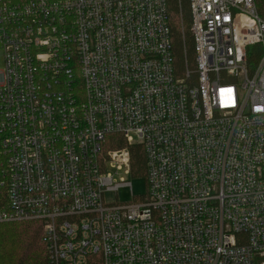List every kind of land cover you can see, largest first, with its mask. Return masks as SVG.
Masks as SVG:
<instances>
[{"label": "built area", "instance_id": "obj_1", "mask_svg": "<svg viewBox=\"0 0 264 264\" xmlns=\"http://www.w3.org/2000/svg\"><path fill=\"white\" fill-rule=\"evenodd\" d=\"M189 5L179 69L167 0H0V224L41 222L47 264H264V20ZM112 135L140 202L105 200L135 197Z\"/></svg>", "mask_w": 264, "mask_h": 264}, {"label": "trees", "instance_id": "obj_2", "mask_svg": "<svg viewBox=\"0 0 264 264\" xmlns=\"http://www.w3.org/2000/svg\"><path fill=\"white\" fill-rule=\"evenodd\" d=\"M255 2L259 15L264 20V0H255ZM167 3L168 18L174 38L176 64L181 69L186 59H189L191 64L194 61L189 0H167ZM255 48L259 47L254 46L250 49ZM253 61L250 62L253 63ZM107 142L110 150L128 148L131 156L130 175L146 177V156L141 145H128L120 135L109 136ZM48 259L49 251L44 240L41 222L0 224V264H47Z\"/></svg>", "mask_w": 264, "mask_h": 264}, {"label": "rangeland", "instance_id": "obj_3", "mask_svg": "<svg viewBox=\"0 0 264 264\" xmlns=\"http://www.w3.org/2000/svg\"><path fill=\"white\" fill-rule=\"evenodd\" d=\"M253 50H258V48H255ZM3 67V58H2V52H0V70ZM110 145L108 142L105 145L106 150H110ZM112 173L115 175V178L117 180H120L121 178L130 181L132 188H133V193H134V198L131 196L130 189L122 187L118 191V193H110L105 196V200L108 203H113L115 201H119L120 203H134V202H140L142 199L147 195L148 192V185H147V179L146 177H135L132 175H128L125 170L117 172L116 170H112Z\"/></svg>", "mask_w": 264, "mask_h": 264}]
</instances>
